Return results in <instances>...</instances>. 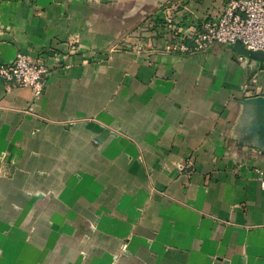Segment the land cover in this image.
Instances as JSON below:
<instances>
[{"label": "crops", "instance_id": "1", "mask_svg": "<svg viewBox=\"0 0 264 264\" xmlns=\"http://www.w3.org/2000/svg\"><path fill=\"white\" fill-rule=\"evenodd\" d=\"M223 1L0 0V264H264V57L161 50Z\"/></svg>", "mask_w": 264, "mask_h": 264}, {"label": "built area", "instance_id": "2", "mask_svg": "<svg viewBox=\"0 0 264 264\" xmlns=\"http://www.w3.org/2000/svg\"><path fill=\"white\" fill-rule=\"evenodd\" d=\"M171 5L162 19L166 29L162 39L165 42L161 48L163 52L195 54L212 45L226 46L237 42L247 50L264 52V0H224L218 14L206 15L199 23H185V26L178 25L171 13L180 5ZM49 74L44 60H34L21 53L12 63L0 65V80L29 88L36 97L43 93ZM251 83L250 88L254 91V79Z\"/></svg>", "mask_w": 264, "mask_h": 264}, {"label": "water", "instance_id": "3", "mask_svg": "<svg viewBox=\"0 0 264 264\" xmlns=\"http://www.w3.org/2000/svg\"><path fill=\"white\" fill-rule=\"evenodd\" d=\"M225 48L232 50L236 55L242 59L253 57V56H262L264 57V52L262 51H250L247 50L241 43L237 42L235 44L226 45Z\"/></svg>", "mask_w": 264, "mask_h": 264}, {"label": "rangeland", "instance_id": "4", "mask_svg": "<svg viewBox=\"0 0 264 264\" xmlns=\"http://www.w3.org/2000/svg\"><path fill=\"white\" fill-rule=\"evenodd\" d=\"M140 39V38H139Z\"/></svg>", "mask_w": 264, "mask_h": 264}]
</instances>
